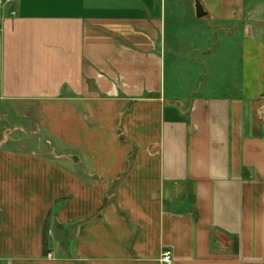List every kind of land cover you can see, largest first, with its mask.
Wrapping results in <instances>:
<instances>
[{
  "label": "crops",
  "instance_id": "1",
  "mask_svg": "<svg viewBox=\"0 0 264 264\" xmlns=\"http://www.w3.org/2000/svg\"><path fill=\"white\" fill-rule=\"evenodd\" d=\"M112 1L0 22V264H264V0Z\"/></svg>",
  "mask_w": 264,
  "mask_h": 264
},
{
  "label": "rangeland",
  "instance_id": "2",
  "mask_svg": "<svg viewBox=\"0 0 264 264\" xmlns=\"http://www.w3.org/2000/svg\"><path fill=\"white\" fill-rule=\"evenodd\" d=\"M193 1L194 0H190L189 2L186 1V0H177L176 1V8L174 10V13H176L177 11L181 12L183 11V13L185 14V9L189 6H191V11H192V14H193V17H194V20H190V18L188 16H185V15H176L174 14L173 16L171 15V9H170V0L167 2V7H168V25H167V29L169 31V34L173 36L174 39H176L178 36H181L182 34L185 35V33L189 34L188 35V38L190 40H195L194 37H193V32L192 30H195V29H198V25H200V23H204V22H197L198 20H195L197 19L195 16H196V13H195V6L193 7ZM173 2V1H171ZM103 6H110L113 4V1L112 0H103ZM14 9V3H11L9 2V0H0V22L2 21V19L4 17H7L9 15H12V11ZM178 13V12H177ZM211 34V33H210ZM183 51H180V56H175L174 58H177L178 60V63L180 64L181 62V58H186L185 57V54L187 52H190V56L191 58L196 62L197 59L200 57V53H198L196 51V49H192V48H189L188 49L186 47H184L182 49ZM201 50V49H200ZM209 49H205V51H208ZM182 52V53H181ZM209 53V51H208ZM200 54V55H199ZM200 62V60H199ZM175 72V75H176V71L174 70ZM180 81L179 80H175L174 79V75H173V79H170L168 80V83H167V88H171L172 90H175L178 86V83ZM198 83V81L196 82H191L190 81V90L192 91L193 89L196 88V84ZM181 84V83H180ZM185 89L187 88V85L185 84ZM169 89V90H171ZM200 93L203 92V89L200 88L199 89Z\"/></svg>",
  "mask_w": 264,
  "mask_h": 264
},
{
  "label": "water",
  "instance_id": "3",
  "mask_svg": "<svg viewBox=\"0 0 264 264\" xmlns=\"http://www.w3.org/2000/svg\"><path fill=\"white\" fill-rule=\"evenodd\" d=\"M194 2L196 17L199 19L204 18L207 13L205 12L202 2L200 0H194Z\"/></svg>",
  "mask_w": 264,
  "mask_h": 264
},
{
  "label": "built area",
  "instance_id": "4",
  "mask_svg": "<svg viewBox=\"0 0 264 264\" xmlns=\"http://www.w3.org/2000/svg\"><path fill=\"white\" fill-rule=\"evenodd\" d=\"M17 0H9V2L13 3ZM12 14L15 15V11H12ZM162 262L165 264H170L172 262V253L171 252H166L162 255Z\"/></svg>",
  "mask_w": 264,
  "mask_h": 264
}]
</instances>
